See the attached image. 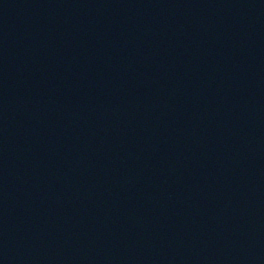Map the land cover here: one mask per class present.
<instances>
[{"label":"water","instance_id":"1","mask_svg":"<svg viewBox=\"0 0 264 264\" xmlns=\"http://www.w3.org/2000/svg\"><path fill=\"white\" fill-rule=\"evenodd\" d=\"M0 264H264V0H0Z\"/></svg>","mask_w":264,"mask_h":264}]
</instances>
